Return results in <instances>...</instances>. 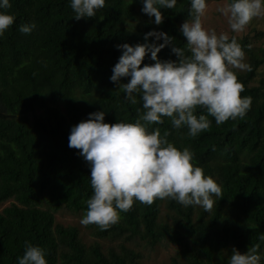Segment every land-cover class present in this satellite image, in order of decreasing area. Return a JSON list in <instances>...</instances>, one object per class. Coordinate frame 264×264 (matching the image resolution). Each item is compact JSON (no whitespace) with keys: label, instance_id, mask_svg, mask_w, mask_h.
Here are the masks:
<instances>
[{"label":"trees","instance_id":"trees-1","mask_svg":"<svg viewBox=\"0 0 264 264\" xmlns=\"http://www.w3.org/2000/svg\"><path fill=\"white\" fill-rule=\"evenodd\" d=\"M190 2L177 0L155 25L154 17L141 12L140 0H106L95 17L80 20L70 0H10L5 11L16 19L0 38V206L10 202L0 211V264H17L25 241L45 248L48 264H140L137 245L162 242L176 247L169 264H227L233 247L244 252L260 243L264 249V77H258L264 44L255 47L247 36L236 39L251 71L234 70L244 85L240 95L252 97L244 118L216 125L209 116L211 126L195 137L186 126L173 128L167 117L150 126L168 131L177 148L189 147L198 166L221 184L210 211L168 198L150 205L134 201L108 229L85 226L92 237L113 245L106 251L99 243L86 245L76 227L55 222L62 209L82 217L93 192L88 162L68 146L70 128L101 110L110 124L138 117L141 105L130 104L110 80L121 55L115 45L143 43L144 34L155 29L184 47L180 25L192 18ZM24 23L37 27L24 34ZM158 58L176 59L171 46ZM143 63L153 61L146 57ZM202 112L197 108V115Z\"/></svg>","mask_w":264,"mask_h":264},{"label":"clouds","instance_id":"clouds-1","mask_svg":"<svg viewBox=\"0 0 264 264\" xmlns=\"http://www.w3.org/2000/svg\"><path fill=\"white\" fill-rule=\"evenodd\" d=\"M106 0H70L74 18L95 17ZM141 12L164 22L162 10L175 9L177 0H140ZM10 0H0V38L13 25L16 16L5 11ZM208 0H191L189 15L180 25L186 40L184 47L173 43V37L155 29L146 32L143 43L117 44L121 51L112 68L110 80L137 108L135 122H105L106 111L88 114L70 128L68 146L78 149L88 162L92 195L86 200V211L80 219L84 226L95 224L101 231L116 224L122 212L131 209L134 201L152 204L155 199H172L184 207L200 206L210 211L222 195L217 179L206 175L194 160L189 147L177 148L169 141V132L161 133L153 124L170 118L175 129L187 127V135L197 136L207 130L214 118L216 125L229 119L244 118L252 97L241 96L244 85L233 69L251 71L245 62V51L235 36L205 28L202 17ZM228 17L232 32L245 30L254 19L264 16V0H228L217 9ZM35 23H24L19 31L30 34ZM151 41V42H150ZM159 41H162L159 42ZM171 46L176 59L161 60L158 53ZM246 47H251L247 45ZM148 57L153 63H143ZM143 64V66H141ZM127 83H121L122 78ZM197 108L204 112L196 114ZM142 109V111H141ZM220 200V199H219ZM264 241V235L260 237ZM17 264H48L46 249L24 242ZM264 249L260 243L246 251L231 249L227 264H262Z\"/></svg>","mask_w":264,"mask_h":264},{"label":"rangeland","instance_id":"rangeland-1","mask_svg":"<svg viewBox=\"0 0 264 264\" xmlns=\"http://www.w3.org/2000/svg\"><path fill=\"white\" fill-rule=\"evenodd\" d=\"M227 4L226 0L213 1L208 0V7L206 9L205 15L202 17V24L205 28L214 29L217 33L227 32L229 37L235 36L238 39H241L245 36L255 47H260L264 44V36H255V33H264V16L254 18L245 28L244 31L239 33H234L231 31L228 24V17L221 14L217 11L219 7L225 6ZM141 23V22H139ZM246 62V58H245ZM237 72H242L243 70L233 69ZM264 77V66L259 70L258 77ZM10 202L4 203L0 206V211L6 207ZM166 210L163 209L161 214V220L167 221ZM81 215H72L68 211L62 209L55 214V222L62 226H73L76 227L82 238V241L86 245H91L93 243H99L103 248V251H106L110 246H113L108 241L98 240L92 237L88 230L85 229V226L80 223ZM127 245L130 246L128 243ZM138 249H141L142 259L140 264H169L171 257L176 251V247L172 244L162 242L156 245L153 248H144L141 245H137Z\"/></svg>","mask_w":264,"mask_h":264}]
</instances>
